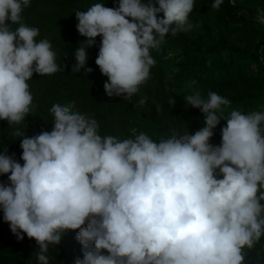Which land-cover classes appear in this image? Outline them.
Listing matches in <instances>:
<instances>
[{
    "label": "clouds",
    "instance_id": "obj_1",
    "mask_svg": "<svg viewBox=\"0 0 264 264\" xmlns=\"http://www.w3.org/2000/svg\"><path fill=\"white\" fill-rule=\"evenodd\" d=\"M30 2L0 0V120L9 125L29 113L33 73L61 70L49 41L37 42L39 28L22 22ZM193 7L194 0H118L77 11V31L87 39L72 71H92L86 48L99 36L95 63L108 77L104 90L130 99L156 63L151 50L183 29ZM185 101L201 110L205 126L158 142L144 132L122 141L102 137L94 118L59 104L51 108V132L13 131L23 137V165L0 152V175L8 176L0 208L18 240L21 233L35 239L39 264H49V246L77 229L84 252L76 264H244L243 249L264 237V113L231 110L225 117L231 101L213 91L207 99L194 91ZM221 120V144L213 146Z\"/></svg>",
    "mask_w": 264,
    "mask_h": 264
},
{
    "label": "trees",
    "instance_id": "obj_2",
    "mask_svg": "<svg viewBox=\"0 0 264 264\" xmlns=\"http://www.w3.org/2000/svg\"><path fill=\"white\" fill-rule=\"evenodd\" d=\"M213 2L194 0L183 29L175 36H166L158 50H151L156 63L150 69L149 79L126 100L122 96L109 97L104 90L108 77L95 63L101 37L96 38L94 46L86 48L85 68L92 71L86 73L84 68L72 71L76 63L74 53L87 39L77 31L75 13L87 11L96 3L116 7L118 0H31L22 12V22L39 28L37 42L49 41L61 70L43 76L33 73L27 81L33 96L29 113L20 124L9 125L8 121L0 120V152L6 149L23 165L20 147L23 137H15L13 131L22 129L27 137L51 132L54 127L51 108L55 104L68 107L70 113L94 118L99 135H112L121 141L134 139L140 132L156 142L173 132L195 134L205 124L201 110L185 101L194 91L205 99L213 91L230 100L225 117L231 110L264 113V0H233L237 8L231 7L229 0H223L219 8H213ZM158 18H163V13ZM16 27L12 25L13 30ZM170 100L175 102L169 103ZM224 126L226 121L221 120L213 130L211 145L221 144ZM261 127L264 128V123ZM216 173L217 178H222L219 169ZM0 183H8V176L0 175ZM3 215L0 208V264H39L35 239L21 233L24 239L18 240ZM78 231H65L58 245L49 246V264H76L77 259H83V246L76 239ZM243 252L244 264H264V237Z\"/></svg>",
    "mask_w": 264,
    "mask_h": 264
},
{
    "label": "water",
    "instance_id": "obj_3",
    "mask_svg": "<svg viewBox=\"0 0 264 264\" xmlns=\"http://www.w3.org/2000/svg\"><path fill=\"white\" fill-rule=\"evenodd\" d=\"M229 4H230V6L231 7H233V8H237V6L234 4V2H233V0H229ZM264 20V19H263ZM264 45V43L262 44V46ZM262 48V47H261ZM262 62H263V64H264V59L262 58Z\"/></svg>",
    "mask_w": 264,
    "mask_h": 264
}]
</instances>
